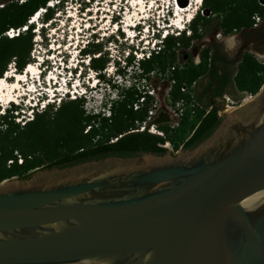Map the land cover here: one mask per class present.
<instances>
[{"label": "water", "instance_id": "95a60500", "mask_svg": "<svg viewBox=\"0 0 264 264\" xmlns=\"http://www.w3.org/2000/svg\"><path fill=\"white\" fill-rule=\"evenodd\" d=\"M218 115L176 154L0 182V264H264V84Z\"/></svg>", "mask_w": 264, "mask_h": 264}, {"label": "trees", "instance_id": "16d2710c", "mask_svg": "<svg viewBox=\"0 0 264 264\" xmlns=\"http://www.w3.org/2000/svg\"><path fill=\"white\" fill-rule=\"evenodd\" d=\"M2 1L5 3L0 7V79L10 63L14 62L15 70L21 72L32 61L35 28L29 24L31 16L41 8L45 9L46 22L54 16V10L48 6L52 0ZM255 15H260L264 23V5L259 0H202V12L189 25L190 36L185 31L168 34L158 49L139 60L138 68L145 77L173 68L169 98L173 104L182 103V119L172 128L167 115H163L149 121L144 128L154 124L163 134L151 132L149 128L133 131L138 129L136 123L144 122L150 111L147 107L135 106L146 98V103L152 99L133 86L127 87L122 98L112 103L109 115L87 112L78 98L66 100L59 107L50 105L24 125L15 121L10 110L0 114V182L14 177L28 178L42 168L67 167L110 155L132 157L144 152L162 155L169 150L164 145L170 140L176 149L180 144L194 148L221 121L217 109L208 112L210 103L204 105L200 99L214 93L216 87L220 88L219 94H225L232 84L243 94H256L264 84V63L249 51L237 60H230L208 47L201 52L198 64L191 60L181 67L176 65L180 50L188 49L192 40L202 39L213 27L224 35L246 31L254 27ZM24 26L27 28L18 35L5 34L11 28ZM85 52L91 55L100 51L87 48ZM90 62L92 68L100 71L106 65L101 55L90 56ZM203 77L208 78V85L196 92L195 86Z\"/></svg>", "mask_w": 264, "mask_h": 264}, {"label": "rangeland", "instance_id": "374dc122", "mask_svg": "<svg viewBox=\"0 0 264 264\" xmlns=\"http://www.w3.org/2000/svg\"><path fill=\"white\" fill-rule=\"evenodd\" d=\"M22 1L19 0V2ZM198 1L61 0L59 2V0H53L52 5L48 4L54 10L53 18L46 22L43 15L44 10L39 14L37 21L32 24L35 28L33 30L35 39L31 65L41 72V74L39 73L41 75V87L48 88L47 82H52V77L59 83L62 80L66 83L68 78H72L68 86L71 87L72 83L77 82L78 91L86 87L87 97L83 96L78 99L82 100L83 107L87 112H95L111 97H115L114 101L121 99L126 88L133 86L138 91L152 97L149 103H146L148 100L146 98V100L135 106V108L140 106L150 109L144 122L138 121L136 123L138 129L147 126L149 121L159 119L163 115H167L169 125L172 128L177 127L179 124L176 123H180L183 109L181 102L173 104L169 98L172 87L170 76L173 68H169L162 73L153 72L145 77L142 76L141 70L138 68V62L147 57L150 51L159 48L164 34L178 35L180 32L185 31L187 36L191 35L189 28L191 20L198 12H202V1L201 4L200 2L198 4ZM179 2L183 5L188 4V6H184L188 10L178 9L177 3L182 5ZM3 3L5 2H0V7L3 6ZM258 30L253 33L256 34ZM253 33L249 30L234 33L242 43L230 60H237L243 53L250 51V41L253 39ZM224 36L222 32L213 27L202 39L192 40L188 49L180 50L181 55L178 57L176 65L182 67L191 60L198 64L201 60V52L208 47L224 54L219 43ZM87 48L100 52L89 55L85 52ZM99 55L106 61V65L101 71L92 68L91 62H89V66L83 62L84 60H90V56ZM259 61L264 63L263 60ZM235 66H237V63ZM81 69H83V72L78 77ZM13 70H15L14 62L9 64L6 71L7 75L13 74ZM15 75L17 76L18 72ZM16 76L8 78L9 82L7 84H12ZM36 76L38 78L37 74ZM34 81L35 78L29 79L26 86L27 91H22L26 92L25 96L27 98L33 97V91L31 90L40 88L39 82L34 83ZM92 83L96 84L95 88H91ZM250 96L252 95L245 93L242 96L235 97V100L242 103L244 99H248ZM38 97L40 98V96ZM38 97L34 96V100L36 101ZM66 100H71V98L61 99L59 102L54 103L55 107H59ZM1 104L3 106L0 107V114H3L6 108L8 112L10 106H12V109L18 108V110L22 107L25 110H28V107L31 108L29 104L17 106L16 102H2ZM36 113L35 109L31 120ZM12 114L15 117L17 116L15 113ZM19 114L20 116H27L24 112ZM15 121L24 125L29 120L24 118L22 121H18L15 118ZM149 128L153 129V124ZM154 129L156 133L160 131L156 125ZM165 146L173 154L179 151V148L176 149L171 140ZM21 159L19 158V162H21Z\"/></svg>", "mask_w": 264, "mask_h": 264}, {"label": "clouds", "instance_id": "9594fccd", "mask_svg": "<svg viewBox=\"0 0 264 264\" xmlns=\"http://www.w3.org/2000/svg\"><path fill=\"white\" fill-rule=\"evenodd\" d=\"M161 43V42H160ZM219 43L221 44V47H222V51H223V53L229 58V59H231L232 58V56L235 54V52L238 50V48H239V46H240V44L242 43L240 40H239V38H238V36H236V35H234V34H228V35H225L220 41H219ZM255 55H264V54H259V53H256ZM83 62H85L86 63V65H88L89 66V62H90V60H88V61H86V60H84ZM83 72V69H81L80 70V73L78 74V77L81 75V73ZM72 79L71 78H68L67 79V85H66V88H65V91L64 92H62L60 95H59V97L58 98H55L54 100H61V99H63V98H70L71 96H74V92L72 93V94H69L71 91H74V90H76V86L75 87H70V86H68V83H70V81H71ZM79 80V79H78ZM77 82H75V83H72L73 85L74 84H76ZM96 87V84L95 83H92L91 84V88H95ZM87 90H86V87H85V89H83L82 90V88H81V90L80 91H78V93H77V96L79 97V98H81V97H83V96H85V97H87ZM114 98L115 97H111V99L110 100H108L104 105H101L100 106V108L99 109H96L95 110V112H93V113H97V114H102V115H109L110 113H111V106H112V103L114 102ZM39 97H38V99L34 102V105L31 107V108H29L28 107V110H25V108H23L24 109V114H27V113H29V115H27V116H25V115H21V117H24V118H27V120L29 119V117L31 116H33V113L35 112V109H36V111L37 112H40V111H43V110H45V106L47 105V104H49V102H50V100H52V99H50V100H44L43 102H39ZM27 104H29V102L27 103ZM26 104V105H27ZM25 105V106H26ZM22 108H19V110H17V112H18V114L20 113V112H22ZM10 110V112L11 113H14L15 112V109H12V108H9L8 109V111Z\"/></svg>", "mask_w": 264, "mask_h": 264}, {"label": "bare ground", "instance_id": "6f19581e", "mask_svg": "<svg viewBox=\"0 0 264 264\" xmlns=\"http://www.w3.org/2000/svg\"><path fill=\"white\" fill-rule=\"evenodd\" d=\"M201 1L202 0H199L198 4H199V2L201 4ZM179 3H181V2H179ZM49 5H51V3ZM184 6H188V4H186V5L178 4V9L188 10V9H185L186 7H184ZM44 10H45L44 8H41L38 13L41 14ZM192 16H191V18H192ZM36 17H37V15H36ZM33 21L34 22L36 21L35 18L33 19ZM39 73H41V72H39L38 68H36L35 66L31 65V63H29L28 66L26 67L25 71L18 73L17 76L15 74L13 75V77L16 76V79L12 82V84H7L9 82L8 78H10L12 76L7 75V74L4 75V77H2L0 80V82H1V84H0V106L2 105L1 104L2 102L14 103V102L19 101L20 97L26 95V92L24 93L22 91L23 90L27 91L26 86H27V82L29 81V79L35 78V81H34V83H35L37 81L36 74L39 75ZM30 74L31 75L33 74V76H30ZM51 79H53V77ZM31 91H38V90L34 89Z\"/></svg>", "mask_w": 264, "mask_h": 264}, {"label": "crops", "instance_id": "0c3cea01", "mask_svg": "<svg viewBox=\"0 0 264 264\" xmlns=\"http://www.w3.org/2000/svg\"><path fill=\"white\" fill-rule=\"evenodd\" d=\"M259 28H262V29L258 30ZM248 30L251 33L255 32V30H258L256 34L253 33V39L250 41V51L249 52L253 53L254 55L256 53L264 54V23L261 22L258 27L254 26ZM255 56L257 57L258 60L264 61V55H255ZM207 85H208V78L207 77L201 78L195 86L196 92H201L203 88H205ZM228 91L229 92H227V94H230L233 97H238V96L243 95V93L239 92L236 89L234 84L229 86Z\"/></svg>", "mask_w": 264, "mask_h": 264}, {"label": "flooded vegetation", "instance_id": "af4514ba", "mask_svg": "<svg viewBox=\"0 0 264 264\" xmlns=\"http://www.w3.org/2000/svg\"><path fill=\"white\" fill-rule=\"evenodd\" d=\"M219 91H220V88L216 87L214 93H209V95L203 96V98L200 99L201 100V103L204 104V105L210 103V106L208 108V112L211 109H213V108H216L217 109V112H219V111L220 112H225V111L230 110V109H228V107H230V106L227 104V102L225 100V95H229V96H231V95L230 94H227V93H225V94H219ZM231 97H233V96H231ZM233 98L235 99V97H233ZM148 128H146L144 130H147ZM138 130H140V129H135L133 131H138ZM149 130H150V128H149ZM184 148H190V147H187L184 144H182L179 147L178 150H181V149H184Z\"/></svg>", "mask_w": 264, "mask_h": 264}, {"label": "built area", "instance_id": "2783aa9c", "mask_svg": "<svg viewBox=\"0 0 264 264\" xmlns=\"http://www.w3.org/2000/svg\"><path fill=\"white\" fill-rule=\"evenodd\" d=\"M50 3H51V5H52L53 0L50 1V2H48V4H50ZM254 19H255L254 26L257 27V26L262 22V18H261L260 15H255V16H254ZM25 28H27V26H24V27H22V28H20V29H13V28H11L9 31L6 32V34H7L8 36L13 37V36H15V35H18L21 31H25ZM182 89H183V90H186V87H184V88H182ZM250 97H251V96H250ZM225 100H226L227 104L230 106V107H228V109H231V108H233V107L239 105V103H240L239 100H235L233 97H231V96H229V95H225ZM245 100H247V99H244V101H245ZM176 124L178 125L179 123H176ZM172 126L174 127L175 125H172ZM145 127H146V126H142L140 130H144ZM154 127H155V125L153 124V129H150V130H151V132L156 133V131H154V130H155ZM158 134H163V133H162L161 131H159ZM165 145H168V142H167ZM165 145H164V146H165Z\"/></svg>", "mask_w": 264, "mask_h": 264}]
</instances>
